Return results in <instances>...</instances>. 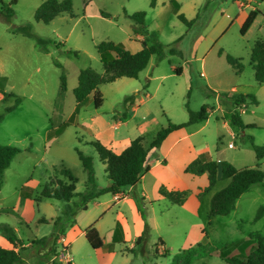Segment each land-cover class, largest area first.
Segmentation results:
<instances>
[{
    "label": "rangeland",
    "instance_id": "1",
    "mask_svg": "<svg viewBox=\"0 0 264 264\" xmlns=\"http://www.w3.org/2000/svg\"><path fill=\"white\" fill-rule=\"evenodd\" d=\"M42 1L15 0L10 5L13 15L6 21L0 19V86L5 94L4 99L0 94V144L20 150L3 171L0 223L12 226L23 242L58 231L66 245L56 241L57 258L70 264H173L172 257L177 251L198 242L206 243L211 253L190 264H228L214 253L215 243L228 244L232 253H248L254 244L249 234L264 235V214L253 219L257 208L264 205V193L258 183L238 196L229 213L207 219L211 194L228 180L218 177L205 190L206 175H194L193 185L200 189L195 215L179 204L159 198L151 203L152 208L158 212L165 202L168 209L156 214L157 228L146 222L143 240L134 245L133 241L122 239L109 242L105 230L110 213L103 219L105 225L100 233L105 243L99 250L92 249L82 234V229L97 215V209L90 210L89 199L84 201L76 195L65 202L39 197V192L52 176L61 177L58 171L54 172V168L61 167L73 176L74 191L78 194L85 191V173L75 149L92 159L94 191L105 187L104 164L89 144L97 139L98 133L112 132L115 137L132 139L138 135L140 126L149 125L152 129L142 136L147 144L167 121H186V107L195 111L204 104L208 107L206 119L189 127L204 125L191 137L196 151L203 149L199 153L208 159L218 157L236 168L257 163L264 182V152L256 161L248 139L251 136L254 144L264 148V82H255L249 62L253 41L264 42V0H248L242 9L235 0H176L178 10L168 0H154L153 6L150 0H71V16L59 14L46 24L33 20L34 9ZM251 9L257 10V14L241 35L242 18ZM139 10L144 12L146 31L153 32L162 45V58L151 55L135 78L120 77L99 84L97 90L102 98L99 107H93L88 95L75 103L72 89L78 71L90 67L102 72L94 48L96 43L112 41L133 47L151 42L148 34L141 42L135 40L130 30L127 15ZM99 11L108 16H101ZM178 13L193 22L187 26L177 18ZM26 23L33 37L10 32L12 26ZM35 36L49 40L44 50L35 43ZM218 50L222 53L218 54ZM223 53L239 59L242 65L239 73L226 63ZM175 66L179 67V74L174 72ZM61 72L65 77L64 91L59 90ZM221 93H248L256 98L257 104L247 103L238 109L242 122L251 127L240 129L229 123L227 107L219 104ZM126 95L133 96L132 105L136 109L133 114L122 107ZM15 98L20 99L17 104ZM141 98L143 102L139 103ZM13 105L10 111H5ZM116 111L126 112L118 119V127L112 129L111 125L117 121L113 116ZM62 123L64 127L58 134L49 133ZM228 142L233 146L228 147ZM178 191H185V200L187 190ZM97 195L101 199L110 197V193ZM65 204L69 205V211L65 210ZM137 204L148 221V209L141 205L140 199ZM41 218L45 222H40ZM159 237L163 239V247ZM38 249L33 245L20 251L22 260L15 264L39 261L50 264L47 252Z\"/></svg>",
    "mask_w": 264,
    "mask_h": 264
},
{
    "label": "trees",
    "instance_id": "2",
    "mask_svg": "<svg viewBox=\"0 0 264 264\" xmlns=\"http://www.w3.org/2000/svg\"><path fill=\"white\" fill-rule=\"evenodd\" d=\"M15 0H8L7 3L0 1V19L6 21L13 15L11 4H14ZM170 5L177 10L178 3L176 0H168ZM154 0H150V6H153ZM71 13V0H44L39 3L33 12V20L41 23H48L51 19L59 14ZM101 16L107 17L108 15L102 11H99ZM257 10L251 9L246 14L244 20L239 27V33L242 35L248 29L250 24L253 22ZM177 18L189 26L193 19L187 20L182 13H178ZM130 23L131 32L136 35L140 34L144 38L146 35L150 37L151 42L147 45L142 42V46L135 52H129L124 48L120 42L112 41H100L94 45L96 53L98 55L99 62L102 67V72L97 73L90 67L80 69L76 77V85L72 89V94L75 103H80L87 95L91 94L92 105L94 108L99 107L102 102L101 94L97 90V86L101 83L111 82L120 77L135 78L137 73L141 71L147 64L151 55H156L158 58H162L163 50L162 45L155 39L153 32H147L144 27V12L134 11L127 15ZM10 32L19 33L25 37H33L29 31V25L20 24L12 26ZM35 43L44 50L43 46L48 39L34 37ZM75 54V52H73ZM218 54L222 51L218 50ZM226 63H228L234 72L239 73L241 69V63L239 59L231 56L228 53H223ZM249 62L253 69V77L255 82L261 84L264 82V42L261 39L253 41L250 48ZM58 66V64H56ZM60 66V65H59ZM176 74L180 73L179 67L173 68ZM145 87V85L143 86ZM59 90H65V77L61 72L59 75ZM0 94L5 96L4 91L0 86ZM133 96L127 95L122 99V107L126 109L125 105L130 104ZM20 101L19 98H15L14 102L17 104ZM247 103L257 104L256 98L252 94H241V93H221L219 104L227 107L229 113V123L232 126L244 129L251 127V125L244 124L239 116L238 109L246 105ZM14 107H6L5 111H10ZM187 119L181 123L166 122L165 126L160 127L149 141L147 146L143 145V139L141 136H136L128 141L118 151H113L104 145H102L97 139L89 142L92 145L98 159L104 164V172L106 179L109 182L108 186L97 189L94 191V176L92 159L89 155L82 153L80 150L75 149L76 156L80 162L81 168L85 173V191L78 194L74 191V178L70 171L61 167L59 170L54 168V172L58 171V175L61 177L52 176L41 188L39 197L49 198L61 201H69L72 197L80 195L84 201H87L91 197L97 194L110 192L115 194L122 189L133 186L137 183L139 178L148 169L145 164L147 152L154 148L156 149L161 141L166 137L168 133L173 130L182 128L184 126L200 123L206 119L208 107L204 104L201 105L197 110L192 111L186 107ZM125 112H121L124 116ZM2 116L0 115V119ZM64 123L60 124L54 131L49 130V133L58 134ZM48 133V132H47ZM251 147L254 151L255 159L258 161L264 152L263 146H258L253 143L252 137L248 136ZM19 148L12 145L0 144V183L3 177V171L8 167L12 158L19 152ZM61 166V165H60ZM184 171L192 175L205 174L207 185L206 189H209L216 182L217 178L227 179V183L221 189L212 193L209 200V211L207 219L216 216L224 215L229 213L233 207L235 200L238 196L243 193L250 185L260 184L261 189L264 193V182L263 173L258 168L256 163L252 167H234L231 163L225 160H212L208 159L203 153H199L194 159L188 162ZM91 191V192H90ZM157 194L160 198L166 199L171 204H181L184 201L185 191L166 189L164 186H159ZM26 196V195H25ZM83 208L85 206L83 205ZM69 205L65 204V210L69 211ZM264 214V205H260L253 219H258ZM45 222L44 218L39 220ZM209 223V220H207ZM55 224V221H53ZM144 225L141 234L137 236L133 244L139 243L143 240L146 226ZM204 231L203 229H201ZM59 232L51 233L48 236H40L31 239L27 245L22 241L14 232V229L5 223H0V235L11 245L10 248H4L0 246V264H15L20 263L22 260L20 251H25L31 246H38L39 251L47 252L48 258H51L50 264H70L69 262L62 263L57 258V252L55 250V243L59 236ZM82 234L88 245L92 249H99L103 246L102 239L99 236L97 230L93 224H89L82 229ZM249 237L254 240L252 249L245 255H239L238 253H232L228 244L215 243L216 248L214 253L228 264H264V235L258 232H251ZM121 232L118 223L112 230V236L110 242L120 241ZM161 245V242L159 240ZM110 246V245H109ZM155 251L157 249L155 248ZM210 248L204 242H198L188 248H183L177 251L172 257L173 264H190L194 259L209 255ZM37 264H46L39 261Z\"/></svg>",
    "mask_w": 264,
    "mask_h": 264
},
{
    "label": "crops",
    "instance_id": "3",
    "mask_svg": "<svg viewBox=\"0 0 264 264\" xmlns=\"http://www.w3.org/2000/svg\"><path fill=\"white\" fill-rule=\"evenodd\" d=\"M247 1L248 0H241L238 2L237 0H235L237 7H239L240 9L248 5ZM245 16L246 15H244V17L242 18V21L244 20ZM135 40L141 42L144 40V38L142 35L136 34ZM122 44L124 48L127 49L129 52H135L139 50L142 46L134 45L132 47L128 43ZM88 96L90 97L91 94H89ZM142 102L143 99L141 98L139 100V103ZM125 107L128 108L132 114L136 111L135 107L132 105V100L131 103L129 105L126 104ZM113 116L117 118V121L111 125V128L115 129L120 124V121H118V119L121 116V112L119 114L116 111V114ZM194 124L197 125L198 123ZM190 125L171 131L166 135V137L161 141V143L156 149L151 148L147 152L145 164L147 165L148 169L145 173L141 175L135 185L128 186L115 194H111L110 192H104L110 193V197L106 199H101L98 195H96L94 198L89 199V201H91L90 210L93 211L97 209V215H95L97 217L94 216L91 221L92 223L90 222L88 224H93L102 239V243H105L103 236H101L100 233L102 225H105L103 219L106 215L110 213V217L108 218L109 225L105 230L109 242L111 241L112 230L115 226V223H118L120 226L122 241L130 243L141 234L144 225L147 224L146 222H148V224L153 229L157 228L156 214H161L163 210L168 209V204L165 202H163L158 212H156L152 208L153 204L151 203L154 201L158 202L160 198L157 194V189L159 186H164L166 189L171 190H187L188 193L185 200L179 205L183 207L186 211H188L189 214H196V206L198 203L197 198L200 189L198 187H194L193 184L196 181L193 178L194 175H191L189 173L185 174L184 167L188 162L194 159L199 154V152H201L199 150H203L199 149L198 151H196L195 144L193 143L191 137L194 133L200 131L204 127V125H200L197 128H189L191 127ZM150 128L151 127H149V125H142L138 128L137 134L142 137L143 134L148 133L150 131ZM96 137L102 145L113 151L120 150L130 140L129 137H115L112 132L108 134L98 133ZM148 143L144 144L143 141L144 146H147ZM218 159L219 158L217 157L216 160ZM107 184H109V182L106 179L105 186H108ZM137 199H140L141 205L145 206L148 209V221L145 220V217H143L141 211L139 210ZM198 226L199 225H195V227ZM77 230H79V232L81 233V230L79 228H77ZM159 240L163 245L162 237H159ZM24 242V245H27L29 243L28 240ZM57 242L62 244V246L66 245L64 237H62L61 234H59ZM162 245L161 247H163ZM0 246L4 248L11 247V245L1 235ZM67 260H69V258H67Z\"/></svg>",
    "mask_w": 264,
    "mask_h": 264
},
{
    "label": "built area",
    "instance_id": "4",
    "mask_svg": "<svg viewBox=\"0 0 264 264\" xmlns=\"http://www.w3.org/2000/svg\"><path fill=\"white\" fill-rule=\"evenodd\" d=\"M227 146H228V147H232L233 145H232L231 142H229V143L227 144Z\"/></svg>",
    "mask_w": 264,
    "mask_h": 264
},
{
    "label": "water",
    "instance_id": "5",
    "mask_svg": "<svg viewBox=\"0 0 264 264\" xmlns=\"http://www.w3.org/2000/svg\"><path fill=\"white\" fill-rule=\"evenodd\" d=\"M107 185H109V184H107Z\"/></svg>",
    "mask_w": 264,
    "mask_h": 264
}]
</instances>
